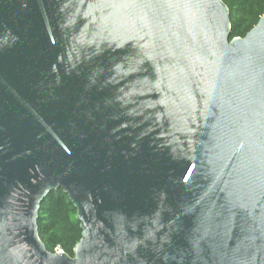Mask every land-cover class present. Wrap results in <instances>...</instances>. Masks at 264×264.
Returning <instances> with one entry per match:
<instances>
[{
	"label": "water",
	"instance_id": "95a60500",
	"mask_svg": "<svg viewBox=\"0 0 264 264\" xmlns=\"http://www.w3.org/2000/svg\"><path fill=\"white\" fill-rule=\"evenodd\" d=\"M231 36L224 0H0V264H264V15Z\"/></svg>",
	"mask_w": 264,
	"mask_h": 264
},
{
	"label": "trees",
	"instance_id": "16d2710c",
	"mask_svg": "<svg viewBox=\"0 0 264 264\" xmlns=\"http://www.w3.org/2000/svg\"><path fill=\"white\" fill-rule=\"evenodd\" d=\"M230 9L231 38L244 37L264 15V0H224ZM76 208L62 189L50 193L44 200L38 218L39 235L46 248L62 249L74 256L82 229L76 218Z\"/></svg>",
	"mask_w": 264,
	"mask_h": 264
},
{
	"label": "rangeland",
	"instance_id": "374dc122",
	"mask_svg": "<svg viewBox=\"0 0 264 264\" xmlns=\"http://www.w3.org/2000/svg\"><path fill=\"white\" fill-rule=\"evenodd\" d=\"M58 251H63L62 249H58Z\"/></svg>",
	"mask_w": 264,
	"mask_h": 264
}]
</instances>
